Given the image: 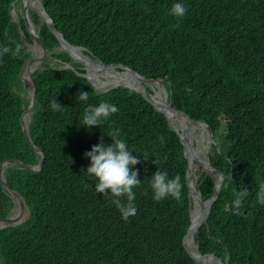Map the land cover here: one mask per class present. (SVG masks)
<instances>
[{
  "label": "trees",
  "instance_id": "trees-1",
  "mask_svg": "<svg viewBox=\"0 0 264 264\" xmlns=\"http://www.w3.org/2000/svg\"><path fill=\"white\" fill-rule=\"evenodd\" d=\"M41 1L68 42L105 64L129 66L147 80L151 93L148 83L162 80L167 102L208 125L213 140L208 161L224 180L205 222L193 233L198 251L214 253L227 264H264V206L257 202L264 184V0H183L182 18L169 15L175 0ZM11 3L12 9L22 8L21 0H0V45H19L21 53L0 58V163L17 159L35 166L41 159L36 149L44 158L35 171L3 166L5 182L24 200L29 216L0 228V264H199L182 242L192 199L177 132L134 89H97L32 11L46 55L33 71L36 97L27 126L35 148L27 141L20 116L30 97L21 69L30 50L20 29L32 39L20 12L12 20ZM82 90L89 92L87 104L107 100L119 112L86 129L79 123L86 104L75 99ZM54 98L62 111L51 110ZM115 128L141 160L135 166L141 179L137 214L127 221L111 196L95 192L86 172L90 161L84 153L100 138L110 143L107 133ZM157 167L170 177L180 175L182 200L152 199L149 180ZM195 168V190L206 200L216 177ZM243 188L249 194L242 214L235 215L234 193ZM14 207L0 182V217Z\"/></svg>",
  "mask_w": 264,
  "mask_h": 264
},
{
  "label": "clouds",
  "instance_id": "clouds-1",
  "mask_svg": "<svg viewBox=\"0 0 264 264\" xmlns=\"http://www.w3.org/2000/svg\"><path fill=\"white\" fill-rule=\"evenodd\" d=\"M187 8L183 0H175L169 9V15L175 18L185 16ZM21 53V47L16 45L15 49L7 45H0V58L5 55L18 56ZM82 103L86 104L80 124L86 129L92 126H101L109 121L110 117L119 112V107L107 100L99 102L97 105L87 104L89 100V92L80 91L75 97ZM52 111H62L61 105L55 98L50 101ZM107 135L111 138L110 143H105L102 138L84 155L89 159L90 163L86 169L89 178L95 181L94 190L103 196H111L113 204L119 210L122 219L127 221L130 217L137 214L136 206V189L141 186V179L138 178L139 170L135 168L141 163L140 158L132 153L127 140L122 136L121 129L115 128ZM160 142L164 143V137H160ZM149 155L144 156V160ZM157 166L160 161H153ZM226 179L231 180L230 175ZM149 187L152 192V199L159 203L164 199L171 197L176 201L182 200L183 183L180 175L170 177L166 170H157L153 173L149 180ZM107 190V191H106ZM147 194V189H144ZM247 188L236 191L232 202L231 211L235 215H241V207L244 198L248 196ZM121 198H124L123 200ZM257 202L264 206V184H261L257 192Z\"/></svg>",
  "mask_w": 264,
  "mask_h": 264
},
{
  "label": "water",
  "instance_id": "water-1",
  "mask_svg": "<svg viewBox=\"0 0 264 264\" xmlns=\"http://www.w3.org/2000/svg\"><path fill=\"white\" fill-rule=\"evenodd\" d=\"M21 1H22V7H23L22 18L24 21V29H25L26 33L32 39V41L29 42L26 39L23 30L20 29V31H19L20 36H21L22 40L27 44L28 49L30 50V56L27 59V61L24 63V65L21 69V74L23 75L25 80H28V82H29L28 87H29V91H30L29 104L27 106H23V110H22V113L20 116L21 128H22V131H23L24 136L27 139V141L31 144V141H30V138L28 135L27 123H28V115L31 113V110H32L34 102H35V97H36V86H35L33 71L35 68L40 66L44 56L46 55L45 47H44L42 41L40 40L39 35L36 32L32 22L30 20V11H32V12L36 13L41 18V20L48 26V28L52 32V34L57 38V40L59 42L60 50L64 51L66 54H68V56L73 61L78 62L82 66L83 69H86L85 63L90 62L94 66L99 67V68H111V69H118V70L126 71L131 76V78L133 79L134 85L133 86L126 85V84H118V85H123V86L129 87L131 89H134L136 92H138L140 94V96L146 102L151 104L157 111L163 113L166 116L167 120L171 123L172 128L175 130V132H177V134L181 140V143L183 145L184 156L187 160V173H186L187 186H188L189 193L192 197L193 192H192V189L190 187L192 169H191V166H190L189 160H188V152L191 151V148H190V146H188V143L186 141V137L184 135L183 126L181 124V121H179L178 124H176V126H175L170 121L168 116L166 115V111L175 113L180 117L183 116L184 118H186L189 121L201 122L203 124H206V123L203 121H196V120L191 119L187 115L186 112H184L183 110H181V109L177 108L176 106L170 104L169 102H167V100H156L154 98V93H151L145 87L144 83L147 82V80L145 78H143L140 74H138L136 71L131 69L129 66L124 65V64H113V63L105 64L102 61L95 59L89 53H87L83 47L76 46V45L68 42L64 38V35L56 29L53 20L47 14L45 7L43 6V3L41 0H21ZM12 3L10 5V15H11L12 20L15 22L16 20L12 16V7H11ZM34 43H36L38 45V50L41 51L42 54L39 58V62L36 64V66L31 68L29 66V61L34 56V53L31 51L29 46L34 44ZM24 70L27 72V76H25L23 74ZM154 82L161 84L163 86L162 80H155ZM118 85H113L112 87L118 86ZM25 112L28 113L27 119H25V117H24ZM206 127L209 129L207 124H206ZM209 131H210V129H209ZM191 136H192V133H191ZM191 138H190L189 143H190V145L194 146L193 139H191ZM32 146L34 147V145H32ZM36 150L41 153V159H40L39 163L35 166H28L24 162L17 160V159H7V160H3L0 163V182H1V185L9 192L10 196L13 199L14 206H16L17 203H19L25 209V216L23 218H17L15 216H13V214H10L8 216H1L0 221H3L4 223L2 225H0V228L5 227V226H13V225L19 224V223L25 221L29 216V208L26 205V203L24 202V200H22V198L19 196V194L15 190H13L5 182V179L3 176V166L8 164V163H11V164L20 165L23 168H26V169L31 170V171L39 170L42 166L44 156H43V152L41 150H39V149H36ZM194 164L196 166L200 167L201 169L205 170L210 175L216 177L217 181L215 183V191L208 199L203 200L200 197V194L197 192L200 200L202 202H204L205 205H204V208H203L202 212L200 213L199 217L197 218L196 222L194 224H192L190 222V225H189L185 235L183 236V240H182L183 246L186 249V252L188 253V255L191 258H193L195 261H197L199 264H201L200 258L202 256L208 257L214 264H227L225 261H223L219 256L215 255L214 253H201V252H199L196 241H195V247L197 249V253H195V254L192 253L189 249V246H188V242H187L188 237L190 235H192L197 230L198 226L201 223L205 222L206 217L208 216V213H209L210 208L212 206V203L215 201V199L217 198V196L220 193V190H221L222 185H223V180H224L222 171L217 166L210 163L209 161H200L197 158H195Z\"/></svg>",
  "mask_w": 264,
  "mask_h": 264
},
{
  "label": "bare ground",
  "instance_id": "bare-ground-1",
  "mask_svg": "<svg viewBox=\"0 0 264 264\" xmlns=\"http://www.w3.org/2000/svg\"><path fill=\"white\" fill-rule=\"evenodd\" d=\"M30 49L34 53V56L29 61V62H32L30 67L33 68L39 62L41 51L38 50V45L36 43L30 45ZM85 68L86 70H88L90 75L93 74L94 76H96L98 75V72L101 71L104 76L113 78L114 82L112 84H118V83L123 82L126 85H130V86L134 85L133 79L124 70L111 69V68H99V67L94 66L90 62L85 63ZM154 98L156 100H167L166 93L164 92V90L162 91V88L160 89V91L154 92ZM27 114H28L27 112L24 113L25 119H27ZM166 115L168 116L170 121L175 126L176 124H178L179 121H181V124L183 126L184 135L186 137V141L188 143V146H190L191 148V151L188 152V160H189V164L191 166L192 173H193L194 168H195L194 159L197 158L200 161H205V160L203 158L201 150L195 146L190 145L189 141H190V138L192 137L191 133H193V130L197 127H200V128L203 127V124L201 122L189 121L183 116L180 117L177 114L168 112V111H166ZM190 187L192 189L193 198H194V207L191 211V223L194 224L197 218L199 217L200 213L202 212L205 203L200 200L199 195L195 191V187L192 181L190 182ZM16 207L20 209L17 211V214L15 217L23 218L25 216V209L19 203H17L14 208ZM3 223H4L3 221H0V225H2ZM187 242H188L190 251L194 254L197 253L196 247L193 246V243H194L193 234L188 237ZM200 263L201 264H214L209 258H206V256H202L200 258Z\"/></svg>",
  "mask_w": 264,
  "mask_h": 264
},
{
  "label": "rangeland",
  "instance_id": "rangeland-1",
  "mask_svg": "<svg viewBox=\"0 0 264 264\" xmlns=\"http://www.w3.org/2000/svg\"><path fill=\"white\" fill-rule=\"evenodd\" d=\"M17 12L21 13L23 12V7H18L17 5L15 6V8L12 9V16L13 18L16 20L17 19ZM30 48V46H29ZM42 54V52H41ZM36 66V65H35ZM34 66V67H35ZM85 76L86 78L99 90H106L109 87H112L113 85H118V84H124L123 82L118 83V84H112L114 82V79L111 77H106L102 74V72H98V75L94 76L93 74H89L88 70H86ZM23 74L25 76H27V72H23ZM25 86L27 89V94L26 97H30V91H29V87H28V80H25ZM149 87L153 89L154 92L160 91V89L162 88V91L164 90V92L166 93V90L164 88V86H162L161 84H157L156 82H149L148 83ZM167 96V95H166ZM29 116V115H28ZM203 124V123H202ZM192 139H193V143L194 146L199 148L202 152L203 158L205 161H208V152L210 150V144L212 143V137H211V133L209 131V129L206 127V124H203V127H197L193 130L192 133ZM201 139V140H200ZM196 167V166H195ZM194 170H196V168H194ZM196 180V176L194 174V172L191 175V181L193 182L194 185V181ZM196 191V190H195ZM197 192V191H196ZM192 201H191V210L192 211L193 207H194V198L193 196L191 197ZM20 208L16 207L15 209H13L12 213L13 216H16L17 211ZM193 246H195V240L193 243Z\"/></svg>",
  "mask_w": 264,
  "mask_h": 264
}]
</instances>
